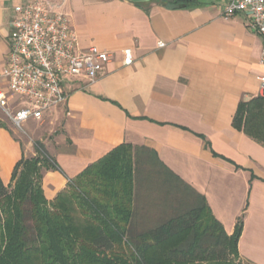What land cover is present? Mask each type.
<instances>
[{
  "label": "crops",
  "instance_id": "crops-1",
  "mask_svg": "<svg viewBox=\"0 0 264 264\" xmlns=\"http://www.w3.org/2000/svg\"><path fill=\"white\" fill-rule=\"evenodd\" d=\"M31 1L0 0V90L6 92L1 73L10 22L14 8ZM43 1L68 17L81 50L96 47L113 57L91 84L66 80L65 103L25 122L21 137L0 108L2 182L10 184L15 165L34 155L35 141L54 165L42 172L47 201L115 148H145L155 157L139 155L134 235L186 212L201 197L228 236L243 214L238 258L264 264V147L232 126L241 102L264 96L257 80L264 75V38L249 29L247 16L223 21L229 0ZM124 49L132 52L130 66L122 64ZM18 105L9 98L10 108Z\"/></svg>",
  "mask_w": 264,
  "mask_h": 264
},
{
  "label": "trees",
  "instance_id": "trees-1",
  "mask_svg": "<svg viewBox=\"0 0 264 264\" xmlns=\"http://www.w3.org/2000/svg\"><path fill=\"white\" fill-rule=\"evenodd\" d=\"M232 126L264 147V96L241 102ZM35 150L50 162L22 159L10 184L0 179V264H231L238 258L243 214L228 236L201 197L186 212L134 235L139 155L149 150L115 148L52 201L43 194L41 170L54 165L40 143Z\"/></svg>",
  "mask_w": 264,
  "mask_h": 264
},
{
  "label": "built area",
  "instance_id": "built-area-1",
  "mask_svg": "<svg viewBox=\"0 0 264 264\" xmlns=\"http://www.w3.org/2000/svg\"><path fill=\"white\" fill-rule=\"evenodd\" d=\"M14 11L9 52L1 73L7 92L0 90V108L11 125L21 130L28 120L39 121L46 111L65 103L66 80L96 81L113 54L96 47L81 50L68 17L50 2L34 0L16 6ZM237 13L246 15L249 29L264 38V0H229L221 19L228 21ZM157 45L161 48L165 44ZM122 58L124 66L132 65L130 49L122 51ZM259 63L264 67V47ZM257 80L264 92V75ZM10 97L22 105L10 108Z\"/></svg>",
  "mask_w": 264,
  "mask_h": 264
},
{
  "label": "rangeland",
  "instance_id": "rangeland-1",
  "mask_svg": "<svg viewBox=\"0 0 264 264\" xmlns=\"http://www.w3.org/2000/svg\"><path fill=\"white\" fill-rule=\"evenodd\" d=\"M13 128V127H12ZM12 131H13V134L15 135V136H19V137H21V132L19 131V130H17V129H15V128H13L12 129ZM35 144H36V141L33 143V149H34V155L32 156V157H29L28 159H34V158H39V159H43V158H45V159H47V162H50L49 160H48V157H45L43 154H38L37 153V151L35 150ZM41 172H43V170H41ZM12 186V184L10 185V187ZM150 221H152V225H154L155 223L154 222H156V220L155 219H150ZM157 223V222H156ZM231 264H247V263H245V262H243L242 260H240L239 258H233L232 260H231Z\"/></svg>",
  "mask_w": 264,
  "mask_h": 264
},
{
  "label": "water",
  "instance_id": "water-1",
  "mask_svg": "<svg viewBox=\"0 0 264 264\" xmlns=\"http://www.w3.org/2000/svg\"><path fill=\"white\" fill-rule=\"evenodd\" d=\"M125 1L135 4V3H145L149 0H125Z\"/></svg>",
  "mask_w": 264,
  "mask_h": 264
}]
</instances>
